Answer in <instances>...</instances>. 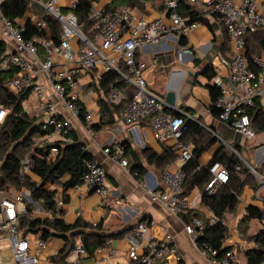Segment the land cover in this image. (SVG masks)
<instances>
[{
  "label": "built area",
  "instance_id": "1",
  "mask_svg": "<svg viewBox=\"0 0 264 264\" xmlns=\"http://www.w3.org/2000/svg\"><path fill=\"white\" fill-rule=\"evenodd\" d=\"M27 1L29 14L40 10V15L31 20L36 34L29 37L23 35L24 25L15 23L0 11V41L5 44L0 59V89L24 96V104H33V113L40 120L42 118L38 123L45 132L36 140V146L54 142L55 134L64 137L73 131V121L82 120V111V121L98 124L99 116L96 118L94 111H98L99 100L113 107L127 99L126 92L118 85L121 81L132 89L120 115L123 123L134 130L142 120L148 119L155 138L162 143H174L179 150L176 161L167 164L161 172L164 190L151 194L152 198L174 216L192 209L194 203L183 194V183L187 177L183 166L192 158L193 150L190 143L180 142L188 116L183 112L170 113L164 98L148 89L143 75L145 63L136 58L137 50L157 45L168 37L179 42L180 38L207 21L221 23L233 55L228 61L230 89L218 84L221 88L215 102L218 119L244 138H253L256 130L249 110L255 108L257 98L263 99L261 111L264 119V56L253 58L255 68L248 66L246 35L264 30V0H186L198 7L196 19L192 20L177 12L179 0H165L167 19L149 20L141 12L124 7L96 11L85 21H81L74 12L79 0ZM45 17L56 21L58 34L54 35ZM41 49L43 58L40 57ZM185 54H191L188 47L177 48V60L180 61ZM108 72H115L118 79L110 82L104 90L99 86V80ZM85 78L86 82L82 83ZM6 116V108L0 106V123ZM102 151L120 166H127L120 144L104 147ZM56 152L57 148L52 147L50 156ZM21 163L25 174L31 172L33 162L30 159H21ZM244 163L256 174L250 164ZM85 166L86 171L78 186L92 189L101 197L107 195L110 190L104 167L93 160H87ZM209 172L211 178L205 185V191L214 194L220 186L227 184L229 172L219 162H214ZM49 186L52 189L56 187L54 184ZM25 199L32 201L25 189L16 190L11 196H4L0 191V237L7 239L15 264H39V254L45 242L35 239V247L31 248L30 238L22 236L19 231L20 217H35L28 212ZM57 203L62 205V200L58 199ZM208 222L214 224L217 219L210 217ZM204 227L205 223L200 218L183 223V230L198 254L206 256L210 264H242L233 249H226L217 257V249L200 242ZM128 236L134 241L125 254V264H157L170 256L177 263L183 260L171 235L160 242L152 241L148 228L138 224ZM139 247L144 250L141 254L138 253ZM85 254L81 237L77 236L72 262L81 264V256Z\"/></svg>",
  "mask_w": 264,
  "mask_h": 264
},
{
  "label": "crops",
  "instance_id": "2",
  "mask_svg": "<svg viewBox=\"0 0 264 264\" xmlns=\"http://www.w3.org/2000/svg\"><path fill=\"white\" fill-rule=\"evenodd\" d=\"M164 2L165 0H143L140 8L131 9L141 12L149 20L167 19ZM124 7H129L125 0H92L91 12ZM37 15H40V10H33L31 15L26 9L25 15L18 19V23L24 25L28 20L33 21V17ZM180 46L188 47L191 54H185L180 61L177 60L176 55L175 60L171 59L169 50H177ZM232 55L233 48L223 25L217 21H207L185 36L183 43L175 42L169 37L164 38L157 45L138 49L136 58L145 63L143 75L149 90L164 98L169 89L179 88L175 107L201 126L203 137L199 143L206 145V141L208 142L198 157L201 166H207L215 154L224 147L231 151L234 149L243 162L246 161L255 169L256 174L251 172L260 186L254 189L249 184L245 185L235 209L224 215L223 222L227 226V236L222 249H233L237 260L242 264H264V261L257 263L255 258L245 254L247 249L256 246L250 237L260 229L261 221L250 220L244 235L238 229V222L246 214L248 206H255L264 211V130L255 128V136L246 139L220 121L218 115L210 109L211 97L206 87L207 84L222 83L224 87L230 89L228 61ZM211 74L212 78L209 79ZM258 99L261 106L263 99ZM24 102L25 100L22 105L25 112L38 120L37 114L32 110L33 104L26 105ZM169 112L172 113L173 110ZM94 115L96 118L100 116V107L98 111H94ZM115 120V125L104 126L98 131L92 130L91 124L85 121H73V131L85 146V150L90 153V160L100 163L106 171L110 190L107 195L101 197L94 190L78 185L68 189H62L61 184H54L56 186L54 189L49 186L50 184L44 186L47 190H56L55 208L62 211L57 216L66 225H74L80 219L90 224V228L87 227L83 229L84 231L94 230L107 237L104 245L97 247L91 255L86 252L81 256V264H125V254L134 241L128 233L138 224L148 228L149 238L152 241L160 242L167 235L173 236L183 256V260L179 263L170 256L157 264H210L206 256L198 254L194 249L183 230L185 221L181 215L170 214L151 195L164 190L161 172L167 164L176 161L179 150L174 143H162L157 140L148 119L142 120L134 130L124 125L120 116H116ZM62 139L63 137L58 134L53 136V141ZM122 141H126L129 150L135 154V156L123 155L128 162L126 167L120 166L102 151L104 147H112ZM180 142L190 143L192 150L196 147L195 141L190 136L182 137ZM166 149L174 152V160L169 161L165 157ZM136 163L143 168L142 175L138 177L131 169ZM26 175L31 180L39 182V178L32 172ZM226 190H228L227 184L220 186L217 192ZM15 191L10 189L9 194L4 196H11ZM187 197L194 203V207L190 210L198 212L200 219L209 221L210 217L215 218L212 211L201 203V191L198 187L192 188ZM58 199L62 200V205H58ZM33 215L36 218L51 217V213L44 211L39 205L34 208ZM28 237L31 240V248L35 247V239H42L31 234ZM42 240L45 246L40 251L39 264H75L71 260L72 252L65 257L61 256L65 247L63 238L48 236ZM143 251L142 247L138 248L139 254ZM0 260V264H15L5 236L0 237Z\"/></svg>",
  "mask_w": 264,
  "mask_h": 264
},
{
  "label": "trees",
  "instance_id": "3",
  "mask_svg": "<svg viewBox=\"0 0 264 264\" xmlns=\"http://www.w3.org/2000/svg\"><path fill=\"white\" fill-rule=\"evenodd\" d=\"M130 8H140L143 0H125ZM92 0H79L74 12L81 21H85L91 12ZM27 0H4L0 4L1 13L9 17L15 23L22 18L27 9ZM113 10V8H107ZM177 12L182 16H187L191 20L196 19L198 7L188 3L186 0H179L176 8ZM52 31L58 34L59 27L55 20L45 17ZM89 25L87 24V27ZM36 34V28L31 20L24 24L23 35L29 37ZM184 37L180 38L179 43H183ZM5 51L4 42L0 41V59ZM264 56V30H258L246 35V61L250 68H255L253 58L255 56ZM197 61V60H196ZM198 62V61H197ZM212 74L209 75V79ZM118 79L115 72H108L99 80V86L106 89L110 82ZM95 87V84H92ZM118 85L126 92V100L120 104L111 107L102 99L98 101L100 107V116L98 124H91L92 130L98 131L104 126L112 125L115 122V117L120 116L124 105L132 94V89L124 86L123 82L119 81ZM210 97V109L218 115V109L215 106L216 99L220 94V86L216 83L206 85ZM24 96L20 94H12L9 91L0 89V106L7 110V116L0 123V191L4 194H9L10 189L20 190L26 189L30 198L37 203L44 211L50 212V218H28L20 217L19 231L22 236L29 234L42 239L48 236H58L65 241L64 250L61 256L65 257L75 247L76 237H81V242L88 255H91L97 247L103 246L107 240L106 236L98 234L94 230L84 231L90 224L78 219L74 225H66L64 221L57 215L61 214V210L55 208L56 190H47L44 188L46 184H61L62 189L75 187L81 182V178L86 171L85 162L91 159L90 153L85 150V146L78 140L74 131L65 135L62 140H55L52 143H47L44 146H36V139L42 136L45 130H42L40 124L36 122L34 117L29 116L25 112L22 101ZM256 106L249 110L252 117L253 126L264 130V119L261 111L259 99L256 100ZM173 114H178L172 112ZM116 116H115V115ZM84 111L81 113L83 120ZM190 136L195 141V149L193 150L192 158L183 166L187 172V177L183 183V194L188 195L189 191L198 187L201 191V203L206 206L217 219V222L210 224L205 223L203 236L200 242H206L213 248L217 249V257L221 256L223 251L222 245L227 236V226L223 219L225 213L232 211L237 206L239 195L243 187L249 184L256 189L260 183L248 168V166L240 159L233 150L222 147L212 158L207 166H201L198 163V157L204 150L206 145L200 144L203 137V129L196 122L187 120L185 129L181 136ZM69 140V141H68ZM121 146L124 149V155L135 156L134 152L129 150V145L126 141H122ZM52 147L57 148L55 155L50 156ZM24 152H28V159L33 162L31 172L39 178V182L31 180L23 171L21 159ZM165 157L169 161L174 160V152L166 149ZM168 161V162H169ZM219 162L229 172V180L227 182L228 190L207 194L205 185L211 178L209 167L214 163ZM128 163V162H127ZM239 166V169L236 167ZM137 177L143 173V168L139 163L132 167ZM7 194V195H8ZM29 213H33L34 207L30 202L26 203ZM184 221H190L193 218H201L200 214L195 210L182 211L180 213ZM261 221L260 229L250 238L254 240L255 247L246 250L245 254L255 258L257 263L264 261V211L255 207L248 206L246 214L239 220V232L244 235L247 229V224L250 220ZM99 227V226H98Z\"/></svg>",
  "mask_w": 264,
  "mask_h": 264
},
{
  "label": "water",
  "instance_id": "4",
  "mask_svg": "<svg viewBox=\"0 0 264 264\" xmlns=\"http://www.w3.org/2000/svg\"><path fill=\"white\" fill-rule=\"evenodd\" d=\"M169 55L171 56V59H174L175 60V55H176V50H169ZM179 88H177L176 90L175 89H169L166 94H165V97H164V100L166 102V107H168L170 110H173V112H176V113H181L182 111L177 109L175 107V104H176V95L178 94ZM183 114H185L183 112ZM187 116V114H185ZM192 118L188 116L187 120H191ZM129 229V228H128Z\"/></svg>",
  "mask_w": 264,
  "mask_h": 264
},
{
  "label": "rangeland",
  "instance_id": "5",
  "mask_svg": "<svg viewBox=\"0 0 264 264\" xmlns=\"http://www.w3.org/2000/svg\"><path fill=\"white\" fill-rule=\"evenodd\" d=\"M43 51H42V49L40 50V57L41 58H43ZM86 78L85 79H83L81 82L82 83H84V82H86ZM33 114V113H32ZM29 116H31L32 117V115L30 114ZM39 119L37 120V122L40 120V117H38ZM35 120H36V118H34ZM40 121H42V118H41V120ZM116 121V120H115ZM116 123L114 122V124H112V125H115ZM125 125V124H124ZM37 139H38V137H37ZM36 139V140H37ZM121 140H123V139H121ZM243 153L244 152H242V155H243ZM246 156H248L247 154H245ZM22 157V160H24V159H27V157H28V152L26 153V152H24L23 153V156H21ZM26 200V199H25ZM24 200V201H25ZM27 202H29L28 200H26ZM31 204H32V206L36 209L37 207H38V204L37 203H35V202H33V200L30 202ZM135 227V226H134Z\"/></svg>",
  "mask_w": 264,
  "mask_h": 264
}]
</instances>
